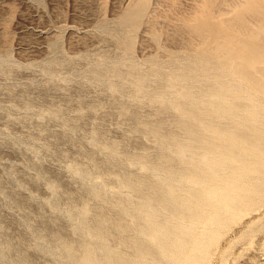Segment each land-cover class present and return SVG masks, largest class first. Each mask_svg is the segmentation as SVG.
I'll list each match as a JSON object with an SVG mask.
<instances>
[{"label": "rangeland", "instance_id": "rangeland-1", "mask_svg": "<svg viewBox=\"0 0 264 264\" xmlns=\"http://www.w3.org/2000/svg\"><path fill=\"white\" fill-rule=\"evenodd\" d=\"M144 1L148 11L132 41L117 22ZM199 5L201 0H0V264H69L59 244L89 242L87 224L118 218V205L136 201L122 179L149 177L145 163L135 160L159 158L148 126L167 119L165 136L176 127L150 99L134 100L130 67L151 75L157 66L150 59L165 63L198 48L199 39L180 28ZM120 62V82L127 85L119 92L110 86V72ZM97 67H105V81L90 75ZM162 74L166 78L170 70ZM110 145L119 151L116 160L108 156ZM89 189L102 190L103 200ZM83 209L90 216L81 223L74 214ZM125 221L132 224V216ZM202 228L198 224L195 233ZM107 233L108 246L119 249L121 234ZM212 241L195 252L194 262L264 264V206L239 212Z\"/></svg>", "mask_w": 264, "mask_h": 264}, {"label": "bare ground", "instance_id": "bare-ground-1", "mask_svg": "<svg viewBox=\"0 0 264 264\" xmlns=\"http://www.w3.org/2000/svg\"><path fill=\"white\" fill-rule=\"evenodd\" d=\"M200 7L179 27L199 39L198 48L165 63L150 59L157 66L151 75L130 67L135 70L130 83L134 100L150 99L156 111L172 116L170 123L179 134L165 136L167 119L148 126L158 139L160 156L156 162H147L145 155L140 156L143 160L135 158L145 163L149 177L122 179L136 201L118 202V218L87 224L89 242L59 244V253L69 261L63 263L198 264L195 252L208 249L219 228L227 229L246 208L264 206V0H201ZM147 11V1L130 7L117 26L129 29L133 41ZM123 66L117 63L110 72L112 79H119L109 84L114 91L127 85L120 82ZM103 69L88 73L100 80ZM166 69L170 74L164 78ZM150 82L156 83L153 90L147 89ZM111 145L105 148L112 160L118 150ZM90 192L95 200H103L102 190ZM76 212L78 222L89 219L88 209ZM128 215L132 224L125 221ZM198 224L203 228L196 234ZM109 229L121 234L119 249L108 246ZM180 257L184 262H178Z\"/></svg>", "mask_w": 264, "mask_h": 264}]
</instances>
